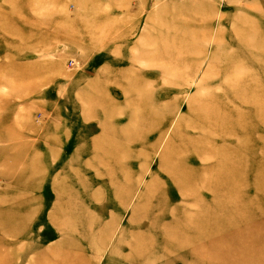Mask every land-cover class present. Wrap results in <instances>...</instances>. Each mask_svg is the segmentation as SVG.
<instances>
[{
    "label": "rangeland",
    "instance_id": "obj_1",
    "mask_svg": "<svg viewBox=\"0 0 264 264\" xmlns=\"http://www.w3.org/2000/svg\"><path fill=\"white\" fill-rule=\"evenodd\" d=\"M0 264H264V0H0Z\"/></svg>",
    "mask_w": 264,
    "mask_h": 264
},
{
    "label": "bare ground",
    "instance_id": "obj_2",
    "mask_svg": "<svg viewBox=\"0 0 264 264\" xmlns=\"http://www.w3.org/2000/svg\"><path fill=\"white\" fill-rule=\"evenodd\" d=\"M227 66V65H226ZM201 106H203V105H201ZM207 110H208V108H207ZM206 114V113H205ZM208 115V113L206 114V115H202V120H203V118H205L206 116ZM215 123H213L212 125L213 126H215L214 125ZM216 127V126H215ZM202 137H201V139L204 137L203 135H201ZM208 136V135H207ZM217 136V135H216ZM191 138H193L194 139V137H191ZM200 138V137H199ZM190 139V138H189ZM193 139H191V141H193ZM216 139H219V138H216ZM195 141V140H194ZM180 186H181V184H180ZM175 222V221H174ZM170 224H172V223H170ZM174 225V224H173Z\"/></svg>",
    "mask_w": 264,
    "mask_h": 264
}]
</instances>
